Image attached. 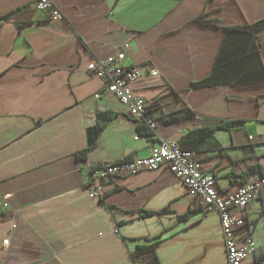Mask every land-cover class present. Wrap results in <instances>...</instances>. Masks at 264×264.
I'll list each match as a JSON object with an SVG mask.
<instances>
[{"label": "crops", "instance_id": "1", "mask_svg": "<svg viewBox=\"0 0 264 264\" xmlns=\"http://www.w3.org/2000/svg\"><path fill=\"white\" fill-rule=\"evenodd\" d=\"M52 2L62 21L29 0H0V264H142L130 255L156 243L162 264H227L219 216L166 166L89 196V168L146 158L158 141L87 67L130 43L125 65L142 73L134 94L226 198L264 169V32L223 45V27L264 20V0ZM204 14L218 27L195 22ZM217 60L222 85L193 88ZM185 107L193 118L168 120ZM100 113L107 123L88 147ZM224 121L244 123L209 132ZM246 218L257 243L246 263L264 264V189Z\"/></svg>", "mask_w": 264, "mask_h": 264}, {"label": "built area", "instance_id": "2", "mask_svg": "<svg viewBox=\"0 0 264 264\" xmlns=\"http://www.w3.org/2000/svg\"><path fill=\"white\" fill-rule=\"evenodd\" d=\"M29 2L37 11L48 13L50 21L64 19L52 0ZM130 49L131 44L125 43L116 55L88 65L87 72L106 83V91L125 107L131 119L147 128L158 141V145L151 149L146 158L136 157L89 168L91 181L86 187L89 196L100 197L104 191V182L135 176L142 171H156L166 166L192 197L199 200L208 212L219 216L227 264H247V259L256 252L257 243L249 230L246 210L264 189V169L253 181L242 185L230 196L222 197L216 178L202 171L196 153L164 139L159 131V122L151 115L150 105L134 94L131 86L142 77V73L125 65L126 54ZM150 74L157 76L158 72L152 70ZM99 98V95L95 96V99ZM8 198H3L2 206L5 209L8 208ZM243 230L245 233H241ZM114 233L119 232L115 229ZM8 243L9 240L4 241L5 246Z\"/></svg>", "mask_w": 264, "mask_h": 264}, {"label": "trees", "instance_id": "3", "mask_svg": "<svg viewBox=\"0 0 264 264\" xmlns=\"http://www.w3.org/2000/svg\"><path fill=\"white\" fill-rule=\"evenodd\" d=\"M205 17H206L205 14L201 15L195 20V22H197L201 26L218 27L217 21L208 20V19H205ZM223 30L225 33L223 45L228 44L230 41H236V40H238L239 44H245L249 42L250 39H252L256 35L264 32V20L254 25H245L243 27H223ZM256 51L254 53H256ZM217 68H218V60L215 64L214 72L211 75V77H209L208 79L204 80L201 83L194 84L193 88L195 89L213 88V87L222 85V82L218 80L215 75ZM177 98H179L178 95H177ZM185 111L186 112L183 115L172 116L168 120L169 121H179V120H186V119L194 117L195 113H193L188 107H185ZM108 116L112 118L115 115L109 114ZM243 123H244L243 121H233V122L224 121V122H221L218 126L210 128L209 132L214 133L215 130H218V129L230 130L231 128L239 126ZM86 152L83 153V157H86V154H87ZM248 175H250V173L245 175V177ZM164 212L166 211L164 210L161 212L148 213V214L149 215H162ZM157 248H158V243L151 244V245L150 244L149 245L148 244L139 245L136 248L135 252H133L130 256L133 261L140 262L142 264H162L159 259L158 253H157Z\"/></svg>", "mask_w": 264, "mask_h": 264}, {"label": "water", "instance_id": "4", "mask_svg": "<svg viewBox=\"0 0 264 264\" xmlns=\"http://www.w3.org/2000/svg\"><path fill=\"white\" fill-rule=\"evenodd\" d=\"M107 123V118L103 113H100L95 118V124L93 127L87 130L88 147H91L97 140L99 134L102 131L101 126Z\"/></svg>", "mask_w": 264, "mask_h": 264}]
</instances>
